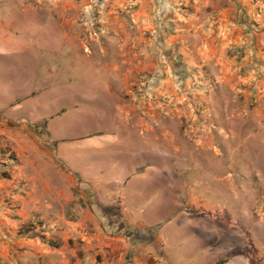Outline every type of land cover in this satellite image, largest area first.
<instances>
[{"label": "rangeland", "instance_id": "374dc122", "mask_svg": "<svg viewBox=\"0 0 264 264\" xmlns=\"http://www.w3.org/2000/svg\"><path fill=\"white\" fill-rule=\"evenodd\" d=\"M154 25L144 0H0V109L47 120L0 121V264H264V81L168 64ZM99 205L143 229L121 259Z\"/></svg>", "mask_w": 264, "mask_h": 264}, {"label": "crops", "instance_id": "0c3cea01", "mask_svg": "<svg viewBox=\"0 0 264 264\" xmlns=\"http://www.w3.org/2000/svg\"><path fill=\"white\" fill-rule=\"evenodd\" d=\"M247 2V0H144L149 18L155 22L154 38L165 53L168 64L206 66L209 70L208 81L214 84L235 81L236 78L247 83L254 82L255 89L249 90L246 86L242 92L244 96L255 94L258 97L260 84L264 81V29L252 25L249 13L243 9ZM189 6L191 12L185 11ZM0 51H6V48L0 47ZM4 110L5 108L0 109V121L9 120V123L47 121L44 118L34 119L32 116H25L21 112L5 114ZM143 171V167L136 166L131 172H123L115 178H108L106 186L111 187V180L119 185H125L131 175H141ZM99 206L96 215L101 221H106L108 228L101 236L97 234L96 238L101 240V249L117 248L121 259L124 252L127 254L128 250L135 246L129 242L131 238L128 235L129 231L134 233L143 229L133 223L132 205ZM133 260L136 261V258Z\"/></svg>", "mask_w": 264, "mask_h": 264}]
</instances>
